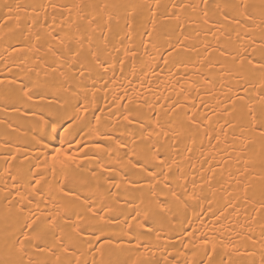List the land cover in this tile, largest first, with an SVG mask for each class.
Instances as JSON below:
<instances>
[{
    "label": "snow or ice",
    "instance_id": "1",
    "mask_svg": "<svg viewBox=\"0 0 264 264\" xmlns=\"http://www.w3.org/2000/svg\"><path fill=\"white\" fill-rule=\"evenodd\" d=\"M0 264H264V0L0 2Z\"/></svg>",
    "mask_w": 264,
    "mask_h": 264
},
{
    "label": "bare ground",
    "instance_id": "2",
    "mask_svg": "<svg viewBox=\"0 0 264 264\" xmlns=\"http://www.w3.org/2000/svg\"><path fill=\"white\" fill-rule=\"evenodd\" d=\"M0 2H3V0H0Z\"/></svg>",
    "mask_w": 264,
    "mask_h": 264
}]
</instances>
